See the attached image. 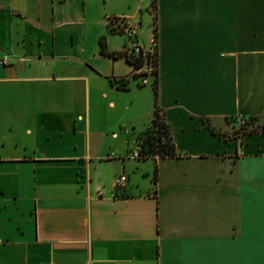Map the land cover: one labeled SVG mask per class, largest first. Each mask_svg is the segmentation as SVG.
Wrapping results in <instances>:
<instances>
[{
	"label": "crops",
	"instance_id": "1",
	"mask_svg": "<svg viewBox=\"0 0 264 264\" xmlns=\"http://www.w3.org/2000/svg\"><path fill=\"white\" fill-rule=\"evenodd\" d=\"M107 15L155 39L176 155H130ZM0 264H264V0H0Z\"/></svg>",
	"mask_w": 264,
	"mask_h": 264
},
{
	"label": "rangeland",
	"instance_id": "2",
	"mask_svg": "<svg viewBox=\"0 0 264 264\" xmlns=\"http://www.w3.org/2000/svg\"><path fill=\"white\" fill-rule=\"evenodd\" d=\"M96 15L97 11L93 10L90 15H87L86 19L84 20V25L86 27V30H88V40L93 39L94 33H95V27L97 26L96 22ZM92 27L91 31L89 32V29ZM124 37H126L127 42L128 38L126 34H122ZM121 65H125L124 61L122 60ZM153 73V70H152ZM150 74V73H149ZM147 76V80L143 81L142 75H138L136 78L131 80L132 89L130 91V96L133 98V101L130 102L129 107L126 109H122V117L125 119H132L134 118V124H137L136 128H140V131L144 130L146 127V124L150 120V116L153 112L152 104L154 105L155 99H154V89H153V83L148 77V74H145V77ZM132 91V93H131ZM141 113L143 114V118L141 116ZM142 118V119H141ZM249 119V118H248ZM248 119L239 120L237 118H231L230 122L233 123L235 126L232 128V130L229 132V134H239L242 133V131H245L249 129L250 127L254 126L255 123L249 122ZM142 120L144 121L143 123ZM130 132L133 131V133H130V136H133V142H139L141 141L142 134L140 135V131H136L137 129L133 128L132 125H129Z\"/></svg>",
	"mask_w": 264,
	"mask_h": 264
},
{
	"label": "trees",
	"instance_id": "3",
	"mask_svg": "<svg viewBox=\"0 0 264 264\" xmlns=\"http://www.w3.org/2000/svg\"><path fill=\"white\" fill-rule=\"evenodd\" d=\"M154 1V0H153ZM108 28L112 31H120L119 29L112 27L108 23ZM121 32V31H120ZM102 50L103 45H102ZM123 55L126 56V59L133 64L136 67H139L143 63V58L134 54L127 53L125 50L120 52ZM154 62L156 65V50L154 52ZM155 73V67L153 70V74ZM117 82L118 86L124 87L125 86V80L122 78L119 79ZM153 83V89H154V99H155V107H154V113L150 120V122L147 124V126L144 128V130L140 131V136L142 139L140 141V157H155V156H163V155H176V147L172 138L171 128L167 121L165 120L163 111L158 106L156 102L157 97V85H156V78L152 80ZM255 128L249 129L254 130Z\"/></svg>",
	"mask_w": 264,
	"mask_h": 264
},
{
	"label": "built area",
	"instance_id": "4",
	"mask_svg": "<svg viewBox=\"0 0 264 264\" xmlns=\"http://www.w3.org/2000/svg\"><path fill=\"white\" fill-rule=\"evenodd\" d=\"M108 23L117 29H119L122 33L126 34L128 41L124 50L127 53L134 54L143 58V63L140 65L143 68L139 70V74L142 75L143 81L147 80V76L145 74L152 73L154 70L155 62H154V52H155V39L153 38L152 47L150 49H146L139 42L137 36V27L138 23L136 21L130 20L125 15H107L106 16ZM140 143H134L133 147L130 149V155L133 157H140ZM127 180V175L125 172H120L114 178V186L116 188L125 185Z\"/></svg>",
	"mask_w": 264,
	"mask_h": 264
}]
</instances>
